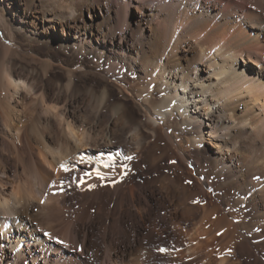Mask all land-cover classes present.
Here are the masks:
<instances>
[{
  "label": "bare ground",
  "instance_id": "bare-ground-1",
  "mask_svg": "<svg viewBox=\"0 0 264 264\" xmlns=\"http://www.w3.org/2000/svg\"><path fill=\"white\" fill-rule=\"evenodd\" d=\"M0 264H264V0H0Z\"/></svg>",
  "mask_w": 264,
  "mask_h": 264
},
{
  "label": "snow or ice",
  "instance_id": "snow-or-ice-1",
  "mask_svg": "<svg viewBox=\"0 0 264 264\" xmlns=\"http://www.w3.org/2000/svg\"><path fill=\"white\" fill-rule=\"evenodd\" d=\"M81 161H83V157L80 158ZM126 159H132V157H126ZM105 167H115V163L113 162V157L109 156V162H106ZM60 170H63L64 172H70L71 170L74 169H70L68 165L61 163L59 165ZM86 175H90V173H86ZM96 175L100 178V179H104L103 174L99 171V169L96 170ZM81 183H83V181H81ZM55 186V185H53ZM91 187H95L94 185H92ZM61 190H62V186H61ZM44 201L42 200L41 203H43ZM45 235H49L48 233H45ZM59 243H64L63 241H58ZM159 251L161 252H166V249H160Z\"/></svg>",
  "mask_w": 264,
  "mask_h": 264
}]
</instances>
